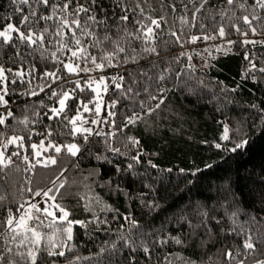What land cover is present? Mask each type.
<instances>
[{
	"label": "trees",
	"instance_id": "trees-1",
	"mask_svg": "<svg viewBox=\"0 0 264 264\" xmlns=\"http://www.w3.org/2000/svg\"><path fill=\"white\" fill-rule=\"evenodd\" d=\"M59 2L50 0L49 5H40L33 17L30 5L36 8L35 0H0V28L12 23L26 35L32 28L37 40L48 28L43 48L39 42L22 40L15 29L10 30L7 41L0 36V65L5 69L8 101L0 104V115L5 117L0 123V149L5 148L3 158L11 161L0 164V252L4 253L0 264H8L9 259L33 264L29 249L37 254L36 264H125L130 255L136 256V264L264 261V7L257 0H205L203 7L200 0H139L149 14L146 18L135 7L137 0H97L92 11L98 18L107 17L98 36L106 31L113 38L120 36L127 54L132 55L133 48L138 54L136 60L124 63L120 53L118 60L113 57L114 62L109 63L102 59L100 47L89 44L92 38L83 37L88 52L106 65L97 69L91 56L86 57L87 65L84 53L79 62L72 57L71 49L77 45L70 33L63 40L69 46H59L60 37L54 35L58 23L55 16L48 21L39 19L51 12L52 3ZM172 3L177 5L175 10ZM125 11L130 19L120 24L116 17ZM26 14L28 20L21 24ZM245 15L249 17L247 23ZM181 16L187 19L181 20ZM151 17L164 19L159 27L152 25L155 40L145 41L142 37L147 33L141 32L142 26L135 21L145 20L146 27ZM118 24L119 29L115 27ZM125 27L141 38L125 40ZM202 37L207 40H200ZM211 39L227 42L228 49L216 51L205 66H199L193 61L198 48L195 44ZM152 45L157 52L144 51ZM103 47L114 50L111 41ZM53 53L58 60L52 58ZM68 61L78 64L76 72L64 67ZM85 67L91 70L85 71ZM45 70L57 78L41 75ZM100 76L105 77L103 95L109 102L117 101L109 103L110 112L115 113L109 116L113 131L73 135L71 117L77 110L94 113L96 92L92 85ZM129 87L131 93L127 92ZM144 87L149 93L141 91ZM160 87L165 89L164 100H149V94L161 95L157 91ZM65 91L72 95L66 98L64 109L54 114L52 108ZM141 100L145 101L143 106ZM85 104L90 108L87 112ZM153 104L159 107L149 113L147 108ZM9 110L11 116L7 115ZM133 114L140 119L130 123L125 117ZM225 124L229 135L222 139ZM12 136L21 139L9 143ZM129 136L138 143L129 141ZM240 139L246 143L236 147ZM72 141L80 145L75 155L64 148L57 152L52 146ZM217 143L221 147L217 148ZM113 148L119 151L113 152ZM44 155L56 157V163H40ZM137 156L139 159H134ZM46 189L68 209V219L85 221L72 225L73 237L66 243V234L58 233L55 248H50L48 237L63 229L64 221L30 209V218L20 231L6 224L10 213L18 223L34 194ZM126 214L138 222L131 229L132 235L138 241L143 234L149 253L117 239L129 232ZM33 228L42 234L39 245L33 243ZM157 235L168 239L159 243L154 239ZM249 237L253 248L244 247ZM18 240L24 243L18 244ZM229 249L231 258L225 255Z\"/></svg>",
	"mask_w": 264,
	"mask_h": 264
},
{
	"label": "snow or ice",
	"instance_id": "snow-or-ice-1",
	"mask_svg": "<svg viewBox=\"0 0 264 264\" xmlns=\"http://www.w3.org/2000/svg\"><path fill=\"white\" fill-rule=\"evenodd\" d=\"M24 3H29V0H23ZM37 7L36 8H32L30 5V13L31 16L36 17L37 16V12L39 11V6L40 5H44L47 6L50 3V0H35ZM204 2L205 0H200V7L204 6ZM229 3H231V0H229ZM257 3L259 6L264 7V0H257ZM97 4V0H91V3H80L79 0H61V2L59 3H52L51 4V12H45L43 14H41L39 16V19L48 21L50 19H52L53 16L56 17L58 23L56 24V31L54 33V35L60 37V40L57 41V43L59 44V46L63 49V48H67L69 45L67 43H64L63 40L65 37L69 36L70 33V39L71 41L77 45V47H74L71 49V55L72 57L76 58L77 61L79 62V60L81 59L80 54L84 53L85 58H84V63L85 65H87V56H91V62L94 68L97 69H102L104 68L106 65L103 62H97V57L95 55H92L91 53L88 52V46L85 45L83 43L82 38L83 37H91L92 40L89 41V44H91L94 47H100L101 51L103 53V57L102 59H107L109 63H113V57H115L117 60L120 58L119 54L123 53L124 54V63H127L130 60H136L138 58V54L136 49H131L132 55H128V48L123 46L120 42L121 37L117 36L116 38H113L110 34V32H105L103 34V36H98L97 32L99 27L103 24V22L107 19L106 16H100L98 18L97 12L92 11V7L94 5ZM127 5H124V8L127 9ZM136 8L140 9V12L143 13L144 17H148L149 14L147 12H144L143 7L140 6V2L139 0H137ZM171 7L173 10L176 9L177 5L175 3L171 4ZM240 7H244L243 4L240 5ZM135 10V9H133ZM101 11H103V9H101ZM91 13V14H89ZM81 14L83 15V20L81 19ZM116 19H118L120 21V24H126V22L130 19L129 15L127 14V11H125V13L119 17H116ZM164 17H151V24L147 25L146 27L145 25V20L143 19H137L135 21V23L141 25V29L140 31L143 33H147V35H144L142 38L145 41L148 40H155V34H154V29L152 27V25H156V27L160 26V21L163 20ZM181 20H185L187 19V17L185 16H181L180 17ZM192 19H195V12L193 13ZM28 20V15L26 14L24 19L21 20V24H24L26 21ZM243 20L245 21V23H247L249 21V17L247 15H245L243 17ZM120 24L115 25V27L117 29L120 28ZM67 28L69 31L65 32L64 29ZM11 29H15L16 32L19 33V36L22 40H25L29 43V44H36V43H40L41 48H43V42H44V32L48 31V28L45 27L40 33H39V37L38 40L34 39V37L37 36V33L33 31L32 28H28V34L26 35L25 32L21 31L20 28L16 27L14 24L12 23H8L5 28L0 31V36H3L4 40L7 41L10 38V31ZM252 31L255 32L256 28L253 27ZM219 32L221 35L224 34V28L223 26L220 27ZM173 35H176L175 33H173ZM128 37H135L137 39H140V35L138 32H129L127 30V27L124 28V34H123V38L125 40H127ZM192 40L196 39V36H192L190 37ZM177 41L179 40V36H176ZM111 41V44L114 46V50L113 51H106L104 50L103 45L107 42ZM49 43H51V41H49ZM130 44V41L128 42ZM229 43H231V41H229ZM261 43H264V41H261ZM144 51L147 52H157V48L155 47V45L149 46L147 48L144 49ZM45 53L42 51L41 55L43 56ZM247 55V54H246ZM53 59H59V57H57L55 55V53H53L52 55ZM191 66V65H189ZM250 67H254V65H249ZM64 67L68 69L69 72H76L78 70V64L74 65L72 62L68 61L64 63ZM85 71H90L91 69L85 67L84 69ZM19 71V70H17ZM143 71V70H141ZM4 73H5V69L0 66V82L3 81L4 78ZM41 75L44 76H52L53 79H56L57 77H55L54 73L49 72L47 70H45V72L41 73ZM164 73H161L160 76L163 77ZM117 79V77H113V80ZM120 80H123L124 77H119ZM253 79H256V77H253ZM105 81V77L104 76H100L99 79L96 81V84H103ZM133 83H136V80H133ZM77 84H79V81H77ZM91 86V85H90ZM121 85L117 84V88H120ZM106 90V89H105ZM4 91H7V88L4 89ZM97 92L100 91V88L97 87L96 89ZM133 91L132 87H129L127 89V92L131 93ZM142 92L144 93H149V89L147 87H144L141 89ZM157 91L159 93H161V95L159 96H152L151 94L148 95V99L149 100H159L162 101L164 100V95L163 93L165 92V89L163 87H160L157 89ZM53 94H55V89H53ZM72 95V93L65 91L63 93V95L60 97L59 99V106H60V110H63L65 107V99ZM94 99L96 100H100L101 97L96 96L94 97ZM0 103L2 104H7L8 101L4 99V96L2 94H0ZM111 104H116L117 101L113 100L110 101ZM140 104L143 106L145 104L144 100L140 101ZM85 108H87V104L84 105ZM159 107L158 104H153L152 107L147 108V111L149 113L153 112L154 108ZM52 111L54 114H59V112L57 111V109L55 107L52 108ZM264 111V110H262ZM96 112L99 113L100 112V103L96 104ZM8 116L12 115V112L9 110L7 112ZM109 115L114 116L115 113L110 112ZM143 115V114H142ZM80 116V111L79 109L77 110L76 115L71 117V121L73 123V135H75L76 132L78 131H82L85 133H90L92 132L91 128H81L78 124H76V120L77 117ZM5 117L3 115H0V123L4 122ZM25 120H27V117H24ZM80 119H84V117H80ZM104 119H108V117H104ZM125 119H127L130 123L133 120H139L140 117L135 116V114H133V116L131 117H125ZM97 120L93 119L92 123H96ZM113 123H115V121H113ZM33 131H35V129H33ZM49 131H51V129H49ZM108 135H111V133H109ZM228 135V125L225 124L224 125V132L221 134V138H227ZM21 137L19 136H12L9 138L8 142L11 143L13 141H17L20 140ZM88 137L85 136V140H87ZM129 141H132V143H138V139L132 136H129L127 138ZM51 143V142H50ZM246 143V139H240L238 144L236 145V147L242 146ZM41 146H43V143H41ZM53 147H55L56 151L59 152L61 150L60 145H52ZM217 148L221 147L220 144H216L215 145ZM33 148H36V145L33 144L32 145ZM79 145L76 143H70L69 145H67L68 151L70 153H72L73 155L76 154V152L79 150ZM119 149L118 148H113V152H118ZM37 155H39V153H36ZM4 157V153L2 151H0V164H7V163H11L10 159L6 160L3 158ZM25 160L28 159L27 156L24 157ZM134 159H139V157H134ZM46 161L50 162V163H56V157L54 156H48L46 157ZM40 163H45L44 160L40 161ZM148 163H152L151 161H149ZM129 167H131V165H129ZM61 171H63V169H61ZM61 183H63V181H61ZM58 190V189H57ZM39 191V189L37 190ZM45 196L49 195L48 191H45L43 193ZM147 203L149 205H152L153 202L152 201H147ZM53 205L57 208H59L60 210V215L59 216H55L54 213L50 212L49 207L46 206L43 208H39V206L36 203H31L29 205L26 206L27 210L30 209H36L37 211H41L43 213H46L50 216H54L55 219L60 220V221H64L65 222V227H63V229H56L53 233L49 234L48 240H49V246L50 248H55L56 247V243L55 240L58 238L57 234L60 232H63L64 234H66V240L64 241L65 243L67 241H70L73 237V233H72V225L73 224H83L85 223V221L83 220H70L68 219L69 213H68V209L66 207H63L59 204H56L55 201H53ZM207 211H203V215L207 216ZM235 215V213H233V216ZM30 218V213L29 216H25L23 214H21L19 222H15L14 221V217L11 215V213L8 215V217L6 218V224L8 226H10L11 228H15L17 231L21 230V227L24 225V222L26 219ZM126 219L129 220V232L125 235L122 236H118L117 239H122L123 240V244L126 246H129L133 249L135 248H142L144 253H149L150 252V246L147 243V241L144 239L143 234L140 235V239L137 241L131 232V229L133 226H138V222L135 219H132L130 214H126L125 216ZM183 218V217H182ZM90 219H95V217H91ZM104 223H107V221H104ZM188 223L190 225H192V221L189 220ZM196 226L193 225V228H195ZM33 236H34V240L33 243L36 245H39L41 242V233L37 232L36 229H31ZM192 235H195V232L193 231ZM154 239L159 242V243H163L166 239H168V237L165 236H160L157 235L156 237H154ZM172 240H174L176 243H183V241H181L178 237H171ZM18 244L20 243H24L23 240H18L17 241ZM70 246V245H69ZM113 247H115V241L113 242ZM244 247L245 248H253L255 247V245L252 243L251 237H249L248 239H245L244 241ZM7 251H11V249H7ZM101 251H103V249H101ZM49 254L51 255L52 253L49 252ZM60 254H63V247H61L60 249ZM28 255L29 257L32 259L33 264H36V258H37V254L35 251H33L32 249L28 250ZM225 255H227L228 257L231 258L232 253L231 250L229 249ZM4 253L0 252V257H3ZM167 259V257H166ZM8 264H17L16 261L9 259L8 260ZM125 264H136V256L135 255H130L129 257H127ZM236 264H244V262L242 260H237ZM255 264H264V261H256Z\"/></svg>",
	"mask_w": 264,
	"mask_h": 264
},
{
	"label": "rangeland",
	"instance_id": "rangeland-1",
	"mask_svg": "<svg viewBox=\"0 0 264 264\" xmlns=\"http://www.w3.org/2000/svg\"><path fill=\"white\" fill-rule=\"evenodd\" d=\"M3 29L4 28H0V31H2ZM261 38L264 39V34L261 35ZM203 39L204 38L202 37L200 40H203ZM204 40H207V39H204ZM204 42L205 43H202V42H198L197 43L196 42L195 46L196 47L198 46V48L196 49L197 50V56L196 55L193 56V61L197 65L202 66V67L205 66V64L207 63V59L211 55L215 54L216 51L223 50V49H228L227 46H226L227 42H224V41H214L213 39H211L209 41H204ZM96 81L97 80L94 81L92 87L94 88V90L96 92V96L101 97L100 100H96V104L100 103V112L99 113L96 112V104H95V107H94L95 110H94L93 114H85L83 111H80V116L77 117L76 124H78L81 128H91L92 132H90V133L112 132L113 131V127L111 125V119H109V116H110L109 115V113H110V109H109V105L110 104L109 103L110 102L105 97V95H103V93H102L104 91V85L103 84L97 85ZM97 87L100 88L99 92L96 91ZM5 88H6V75L4 73L3 81L0 82V94H2L4 96V99L6 100V91H4ZM59 99H58V103H57V105L55 107L58 112L60 111ZM65 102H66V99H65ZM0 104H2V103H0ZM89 110H90L89 107L84 109L85 112H87ZM74 115H76V113ZM80 117H84V119H80ZM104 117H108V119H104ZM93 119H96L97 122L96 123H92ZM71 125H72V129L74 131L72 121H71ZM78 132H82V131H78ZM83 133H85V132H83ZM228 135H229V130H228ZM73 142L78 144V142H75V141H72L70 143H73ZM70 143H64V144H61L60 146H62L61 147L62 149L64 148V149L68 150L67 145H69ZM0 151H2L4 153L5 152V148H1ZM48 156H52V155H44L41 158L40 161L44 160L45 163H50V162L46 161V157H48ZM45 163H43V164H45ZM45 191L49 192V190L46 189L44 191H41V192H38V193L34 194V196L32 197V199H31L29 204L36 203L39 206V208H43L47 204V206L50 209V212L54 213L55 216H59L61 214L59 208H57V207H55L53 205V201H55L54 198L52 197L50 192H49V195L45 196L43 194ZM55 203L58 204L56 201H55ZM29 213L31 215L32 211L31 210H27L24 215L25 216H29ZM68 213H69V211H68ZM50 217L54 218V216H50ZM26 221H27V219L25 220V222Z\"/></svg>",
	"mask_w": 264,
	"mask_h": 264
}]
</instances>
